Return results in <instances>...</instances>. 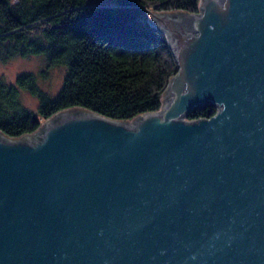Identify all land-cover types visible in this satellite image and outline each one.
<instances>
[{"label":"water","instance_id":"95a60500","mask_svg":"<svg viewBox=\"0 0 264 264\" xmlns=\"http://www.w3.org/2000/svg\"><path fill=\"white\" fill-rule=\"evenodd\" d=\"M146 20L177 63L158 110L0 132V264H264V0Z\"/></svg>","mask_w":264,"mask_h":264},{"label":"trees","instance_id":"16d2710c","mask_svg":"<svg viewBox=\"0 0 264 264\" xmlns=\"http://www.w3.org/2000/svg\"><path fill=\"white\" fill-rule=\"evenodd\" d=\"M198 1L0 0V61L44 54L37 71H23L14 81L0 74V132L15 138L32 133L71 107L127 121L158 110L177 63L167 38L147 23V11L196 12ZM55 68L62 71L52 92L43 80ZM25 90L36 98L34 108L22 101ZM215 111L197 107L185 119Z\"/></svg>","mask_w":264,"mask_h":264},{"label":"rangeland","instance_id":"374dc122","mask_svg":"<svg viewBox=\"0 0 264 264\" xmlns=\"http://www.w3.org/2000/svg\"><path fill=\"white\" fill-rule=\"evenodd\" d=\"M117 0H85L86 5H115ZM44 54L37 56L21 57L15 56L7 59L6 61H0V74L4 75L8 80L14 81L17 74L23 71H37L44 67ZM60 68H55L49 72V77L43 81V85L48 87L52 92H54L60 83ZM22 101L25 105L34 108L37 104L36 98L31 95L28 91H22L21 93ZM43 122V121H42ZM34 133V132H32Z\"/></svg>","mask_w":264,"mask_h":264},{"label":"clouds","instance_id":"9594fccd","mask_svg":"<svg viewBox=\"0 0 264 264\" xmlns=\"http://www.w3.org/2000/svg\"><path fill=\"white\" fill-rule=\"evenodd\" d=\"M216 5L219 6V9L223 12L228 11V0H212Z\"/></svg>","mask_w":264,"mask_h":264},{"label":"built area","instance_id":"2783aa9c","mask_svg":"<svg viewBox=\"0 0 264 264\" xmlns=\"http://www.w3.org/2000/svg\"><path fill=\"white\" fill-rule=\"evenodd\" d=\"M35 131H36V130H35ZM35 131H34V132H35Z\"/></svg>","mask_w":264,"mask_h":264}]
</instances>
